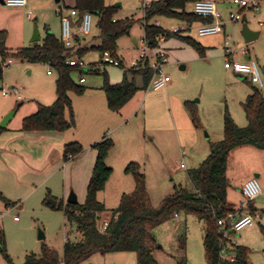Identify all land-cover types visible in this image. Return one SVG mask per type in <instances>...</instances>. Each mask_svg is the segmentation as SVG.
Wrapping results in <instances>:
<instances>
[{
  "label": "rangeland",
  "instance_id": "rangeland-1",
  "mask_svg": "<svg viewBox=\"0 0 264 264\" xmlns=\"http://www.w3.org/2000/svg\"><path fill=\"white\" fill-rule=\"evenodd\" d=\"M55 2L56 0H45L50 9L46 10L43 23L41 19H35L32 9L7 7L0 3V28L9 32L7 41L9 49L16 50L40 44L41 41H32V39L36 29L44 35V24L54 25L58 30V38H61L60 23L53 8ZM105 2L109 6L118 8L115 14L117 20H134L129 34L117 41L118 55L123 56L124 61L129 63L139 56L140 41L145 38L143 25L145 5L143 0H105ZM187 11L193 13L194 5L189 4ZM29 12L32 15L31 19L27 17ZM252 12L251 10L248 13V27L253 31L261 32V37L255 42L246 43L242 36L245 26L243 22L236 24L232 37L236 48L248 47L251 59L257 61L263 70L264 0L260 13ZM156 21L167 30H170L172 26L186 28L188 24L161 16L152 19L150 24H155ZM23 27L31 32V36L24 40L19 36V31ZM181 35H189L201 44H206L210 48L209 52L206 51L205 58H202L198 51L181 38L174 36L168 38L170 44L172 40L180 43L172 45L169 56L174 58L171 60L169 57V62L163 68L164 73L171 78L169 87L161 90H139L129 102V108L126 110L128 113L124 117H117L120 121L118 125L120 129L115 131L114 136H112L113 133L107 132L113 130L114 125L111 122L103 119V116L98 118L99 122L96 121L97 119L90 122L78 113L72 102L75 121L72 131H75L76 136H81V129H87V126L93 124L95 129L98 127V134L109 133L108 136L115 143L113 157L107 164L113 169V174L105 189L98 194V200L104 203L107 209L99 222V228L104 221L111 218L112 211L120 206L122 196L135 189L134 177L125 172L129 163L134 162L141 166L146 176V187L152 205L158 208L166 196L174 193L176 186H182L191 193L196 192L189 174L207 159L211 144L224 138V117L227 110L239 127L248 126L243 103L247 95L251 93V84L244 76L225 69L223 39L212 36L202 37L196 28L183 31ZM99 36L98 19L94 16L92 32L86 36L87 41L84 46L88 48L100 46ZM134 38L138 40V45L133 42ZM101 59L102 55L97 50H91L82 58L87 67L98 64ZM236 59L242 61L244 57L238 54ZM182 66L186 69H182ZM0 68L2 71L0 111L7 110L9 106L15 107L16 115L11 122V128L19 124L21 131L23 119L38 110V103L45 106L54 104L58 76L46 64H31L13 59L12 64L6 65L1 56ZM105 70L111 82L124 80V69L107 66ZM82 76L86 79L85 84L80 83ZM72 77L77 85L86 88L85 93L88 90L93 92L96 90L104 94L101 90L104 83L103 73H82L76 70ZM128 79L132 80L130 73H128ZM136 84L142 87L140 77L136 78ZM13 88L19 89L22 101H17L14 95L7 97L3 95V90ZM261 89L264 91V88ZM72 94L75 95L76 101L85 97L84 94L81 96ZM189 105L196 111L200 127L195 125ZM32 107L35 108L34 113L27 114L22 119V116ZM12 110L10 109L6 116L12 113ZM65 114L69 119V111ZM6 131L7 129L2 134ZM63 133L65 132H55V134ZM78 143L83 146V152L74 159L69 158L64 167L61 165L63 161L55 162L54 167L42 173L33 174L28 171L30 166H26L21 178L22 185L8 176V171L0 162V191L7 199L15 203L6 209L5 204L0 200V237L4 234L5 240L4 249L0 244V264H10L7 256L14 264H23L28 254L41 255L44 246L53 248L62 257L66 238L77 240L75 225L67 221L65 207L72 193L77 196L79 204L85 203L97 154L94 148L95 143L91 145L80 141ZM41 153L42 151L37 152L38 155ZM181 165L185 168H181ZM263 181V178L259 179L262 195L260 200L256 201L257 206H260L261 216L255 217L253 226L243 229L234 236V240L239 245L250 249V264H264ZM52 198L63 207L56 209L48 206L46 202ZM205 230L206 222L195 215L180 213L173 216L169 221L153 229L156 240L152 251L154 261L157 264H181L182 262L183 264H208L204 248ZM40 231L45 234L44 240L38 239ZM82 264H138V256L135 252L95 254Z\"/></svg>",
  "mask_w": 264,
  "mask_h": 264
},
{
  "label": "trees",
  "instance_id": "trees-1",
  "mask_svg": "<svg viewBox=\"0 0 264 264\" xmlns=\"http://www.w3.org/2000/svg\"><path fill=\"white\" fill-rule=\"evenodd\" d=\"M198 0H157L144 7L145 39L153 48L159 47L160 38H181L193 47L202 58H205L207 49L191 36L173 34L150 21L156 17H166L194 23L212 22V18H202L187 11V6ZM75 8L80 14L90 12L98 19L100 29V46L88 48L79 46L67 48L61 39L48 32L40 44L30 47H21L11 50L7 47L9 32L0 30V56L3 62L16 59L31 64H46L57 73L56 101L51 106L38 104V110L23 119L22 132H66L75 126L73 103L70 93L83 95L86 88L75 83L72 74L76 70L84 72L103 73L104 83L102 90L107 99L110 111L119 113L141 89L147 90L153 76L149 68L144 70H129L124 72V80L113 84L106 70H81L72 67L67 62L71 59L82 60L91 50H97L101 55L105 52L115 59H120L117 53V41L129 34L134 24L133 19L117 20L115 14L117 7L109 6L105 0H76ZM113 20H116L114 22ZM97 64L92 65L96 67ZM0 68V75H1ZM128 73L132 80L128 79ZM83 77V76H82ZM81 77V78H82ZM142 80V87L136 84V78ZM251 84V83H250ZM251 93L243 103L248 126L239 127L228 110L224 117V138L211 144L210 154L200 166L189 174L196 192L191 193L182 186H176L173 194L166 196L158 208L152 205L146 187V176L138 163L131 162L125 172L131 174L135 180V189L124 194L118 208L112 211L110 223L105 231L99 228L102 215L107 211L104 203L98 200L99 192L103 191L113 174V169L107 165L109 153L114 149L112 138L104 136L94 144L97 150L93 168V177L87 187V196L84 204L67 203L65 216L71 225H75L80 237L73 241L68 239L64 244L63 256L49 246L42 248L41 255L30 253L25 257L23 264H82L95 254H108L113 252H135L138 264H157L153 257V246L156 240L153 229L169 221L173 216L183 213L195 215L206 222L204 235L205 256L208 264H250V249L245 246H235L230 243L229 253L233 261L223 259L222 247L226 242L220 234L219 220L225 218L233 210L227 201L229 183L227 180L228 161L232 151L240 146H253L264 151V91L251 84ZM190 109L194 123L200 127L198 115L192 106ZM69 111V119L66 118ZM0 127V136L5 131ZM83 146L73 142L65 146L64 159L69 156L73 159L83 152ZM49 197H47L48 199ZM46 199V201H47ZM0 200L7 206L15 203L7 200L0 193ZM47 204V202H46ZM48 205V204H47ZM250 205V204H249ZM52 208L61 209L62 204ZM251 213L255 210L249 206ZM264 231V228H263ZM3 234V232L1 231ZM1 247L5 248L4 234L0 237ZM10 264H14L7 256ZM182 262L181 264H183Z\"/></svg>",
  "mask_w": 264,
  "mask_h": 264
},
{
  "label": "crops",
  "instance_id": "crops-1",
  "mask_svg": "<svg viewBox=\"0 0 264 264\" xmlns=\"http://www.w3.org/2000/svg\"><path fill=\"white\" fill-rule=\"evenodd\" d=\"M153 1L157 0H143V4H149ZM215 3L217 4L218 9L222 13L224 19H228L230 13L236 12L237 8L232 4V0H214ZM0 3L5 5L4 0H0ZM76 0H59V2H55L53 5V8L55 11L59 8H73L75 6ZM263 3V1H262ZM262 3L261 7L259 9V12L253 11L252 13L257 14L260 13L262 9ZM107 4V3H106ZM108 5V4H107ZM6 6V5H5ZM26 8L32 9L35 13V19H41L42 23L45 21V15H46V10L50 9L49 5H46L45 0H28V5ZM251 11V10H250ZM249 10L243 11V19L244 17L246 18V22L244 24L248 25V13L250 12ZM32 18V16H31ZM28 18V19H31ZM59 20V19H58ZM77 19V23H78ZM243 22V20L241 21ZM60 23V20H59ZM239 23V22H237ZM237 23H230L227 22L225 29L230 35H234V31L236 29V24ZM158 26L162 25L156 21L155 23ZM199 23H194L191 25V28L187 31H190L192 28H198L200 26ZM176 27V26H172ZM171 27V28H172ZM170 28V29H171ZM179 28V27H178ZM44 35L39 33L40 40L43 41V39L46 37L47 33L50 32L52 33L55 37L58 38V30H56V27L53 25H47L44 24ZM60 29H61V23H60ZM1 30V28H0ZM75 35L77 37V44L79 46H84L85 42L87 41L86 37H81V35L78 33V26L74 27ZM253 31V30H252ZM258 32V31H255ZM232 33V34H231ZM259 36L255 40L257 41L261 37V32H258ZM19 36L22 40L29 38L31 36V32H29V29L26 27H23L19 31ZM189 36V35H188ZM243 36V35H242ZM212 37H220L223 39V43L225 40V35L224 34H217V35H212ZM193 38V37H192ZM244 38V37H243ZM60 39V38H59ZM195 39V38H194ZM245 40V39H244ZM172 44H170L169 40L163 38L160 40L159 48L162 51H165L168 55V62H169V57L172 60V56H169V51L171 50L172 45L180 44L177 41L172 40ZM254 41V42H255ZM133 42L138 45V40L136 38L133 39ZM204 47H206L207 52H209V47L206 44H202ZM8 47V45H7ZM9 48V47H8ZM119 58L121 60H125V58L121 55H119ZM250 57V51H249V56L244 57L243 60H248ZM182 69H186L185 66H182ZM262 69V68H261ZM228 70V69H226ZM263 76H264V69L262 70ZM52 76V75H49ZM119 81V80H118ZM118 81H113V84H118L121 82ZM86 83L85 82L82 84ZM171 83V82H170ZM169 87V86H167ZM102 90V89H101ZM105 94V93H104ZM103 93H99V91L94 90H88L84 95L85 97L80 101H76L75 95L70 93V97L72 99V102L75 104L76 110L80 115H82L84 118H87L90 122L93 120L98 121V118L103 116V119L106 121L111 122L114 127L112 128L113 130L107 131L114 136L115 131L119 130L120 127V121L118 118L120 116H123L128 113V106L129 103L119 112H112L109 110L108 105H107V99L106 95ZM249 95V94H248ZM247 95V97H248ZM56 101V85H55V97ZM247 99V98H246ZM23 100V98H22ZM21 100V101H22ZM18 101V99H17ZM41 104V103H38ZM78 104H80V108H78ZM9 106L7 110H1L0 111V124L2 121L7 117L6 113L10 110L13 109V116L10 118V120L7 122V125L5 129L7 131L0 136V162L3 165V168L8 171V176H11L14 178L19 184H23L21 181L24 175V168L26 166H30L28 171L33 174H39L42 173L43 171H46L52 167H54V163L58 162L61 163V165L64 167L67 165V161L64 159V147L67 145V143H73V142H82L83 144L91 145L94 143H97L99 139L101 140L104 136H108V134L103 135L98 134V127L95 129L94 125H89L87 126V129H84L80 131L81 136H76L74 134L75 131L68 130L67 132L63 134H55L54 131L50 132H21L19 129L21 125L16 124L13 128H11V122L13 121L15 115H16V110L15 107ZM38 109V108H37ZM35 108L32 107L28 109L27 113H25L22 116V119L25 117V115H29L30 113H34ZM37 111V110H36ZM11 113V112H10ZM9 114V113H8ZM116 114V115H115ZM103 119L100 122L101 126L103 125ZM119 121V122H118ZM118 123V124H117ZM100 130V129H99ZM101 131V130H100ZM57 133V132H56ZM110 137V136H108ZM111 138V137H110ZM88 141V142H85ZM31 149V150H29ZM42 151L41 154H37V152ZM113 152L114 149L109 153V156L107 158V164L108 161L111 160L113 157ZM166 161V159H164ZM185 168V167H184ZM264 151L259 150L253 146H240L235 148L228 161V167H227V180L229 183V188H228V194H227V201L231 205L233 209H237L241 206V204L244 201L243 194L241 192L242 186L251 178H257L264 180ZM27 173V172H26ZM264 184V181H263ZM1 192V191H0ZM2 193V192H1ZM3 195V194H2ZM262 195V194H261ZM260 195V196H261ZM4 196V195H3ZM260 196L257 197L254 201L250 203L249 206L253 207L255 214H260L259 213V207L257 206L258 202L260 200ZM5 197V196H4ZM6 198V197H5ZM69 198V197H68ZM7 199V198H6ZM53 199V198H52ZM9 200V199H7ZM11 201V200H9ZM12 202V201H11ZM79 202V201H78ZM14 203V202H12ZM49 205V204H48ZM58 205V203H57ZM6 209L8 207L5 205ZM57 207V206H56ZM249 210V209H248ZM250 211V210H249ZM1 214V211H0ZM261 216V214H260ZM77 232V230L75 229ZM80 234L77 232L76 233V238H79ZM70 239L69 237L66 238V241ZM242 246V245H240Z\"/></svg>",
  "mask_w": 264,
  "mask_h": 264
},
{
  "label": "built area",
  "instance_id": "built-area-1",
  "mask_svg": "<svg viewBox=\"0 0 264 264\" xmlns=\"http://www.w3.org/2000/svg\"><path fill=\"white\" fill-rule=\"evenodd\" d=\"M263 0H232V4L237 8L236 12L230 13L228 19H224L222 13L217 7L214 0H198L194 5V14L202 18H212V22H204L198 26L197 30L200 36H212L217 34H224V49H225V69L232 70L237 75H242L245 79L253 85L259 88H264V76L259 63L249 58L248 60H237L236 57L239 54L242 57L249 56L248 47L236 48V43L232 35L228 34L225 29L226 23H237L243 20V11L252 10L258 12ZM7 7L23 8L28 5V0H4ZM148 4H145L147 7ZM56 15L61 23V41L67 48H73L77 45V37L75 35L74 27L78 26V33L81 37L89 36L93 28L94 15L90 12L80 14L75 8H59L56 10ZM31 12L27 17L31 18ZM78 19V23H77ZM116 22V20H113ZM191 28L190 24H187L186 28L172 27L169 31L173 34H181L183 31H187ZM163 39L160 38V40ZM141 42L140 54L137 58L126 63L124 60L115 59L110 53L105 52L102 55L101 61L96 67H87L83 60L71 59L67 63L72 67H79L83 70L99 69L105 70L107 66H114L122 68L125 71L129 70H144L151 69L153 76L150 81L148 89L161 90L168 86L171 82L169 75L164 73V66L168 63V55L165 51H162L159 47L153 48L149 45L144 38ZM6 65L13 63V59H8L4 62ZM85 78L80 79V83H84ZM5 97L14 95L18 101L22 100L20 91L18 88L12 90H3ZM69 158H72L69 156ZM181 165V168H184ZM244 197V201L237 209H233L228 215L219 220L218 225L220 227V234L223 241L226 242L222 247L221 256L223 259L233 261L232 255L229 253L230 243L235 246L239 244L234 240V236L243 229L253 226L255 217H260V214L254 215L249 209V204L259 197L262 193V187L257 178H251L248 180L241 189ZM17 220V218H15ZM110 221H104L100 229L105 231L109 226Z\"/></svg>",
  "mask_w": 264,
  "mask_h": 264
},
{
  "label": "water",
  "instance_id": "water-1",
  "mask_svg": "<svg viewBox=\"0 0 264 264\" xmlns=\"http://www.w3.org/2000/svg\"><path fill=\"white\" fill-rule=\"evenodd\" d=\"M56 2H59V0H56ZM245 22H246V18L244 17L243 23H245ZM242 35H243L246 43H252V42H254L258 38L259 33L258 32H255V31H252L248 27V25L245 24V26L243 27V30H242ZM39 40H40L39 32L36 29L35 32H34V36H33L32 41H39ZM13 114L14 113L12 112L7 117H5V119L2 121V123L0 125L1 128H5L6 127L7 122L10 120V118L13 116ZM68 203H70V204H76V203H78L77 196L74 193H72L69 196ZM47 204H49V205H51L53 207H56L57 206V201H55L54 199H49L47 201ZM38 239L39 240H44L45 239V234L40 231L39 236H38Z\"/></svg>",
  "mask_w": 264,
  "mask_h": 264
}]
</instances>
